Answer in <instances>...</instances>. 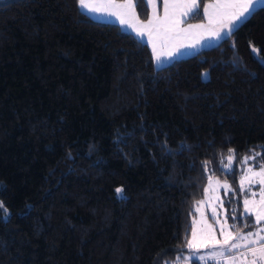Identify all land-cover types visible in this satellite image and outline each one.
<instances>
[{
	"label": "trees",
	"instance_id": "obj_1",
	"mask_svg": "<svg viewBox=\"0 0 264 264\" xmlns=\"http://www.w3.org/2000/svg\"><path fill=\"white\" fill-rule=\"evenodd\" d=\"M233 33L155 67L77 0H0V264L180 257L207 177L264 163V5Z\"/></svg>",
	"mask_w": 264,
	"mask_h": 264
},
{
	"label": "rangeland",
	"instance_id": "obj_2",
	"mask_svg": "<svg viewBox=\"0 0 264 264\" xmlns=\"http://www.w3.org/2000/svg\"><path fill=\"white\" fill-rule=\"evenodd\" d=\"M162 1V9L161 14L164 13V2ZM172 2V0H170ZM147 6V16L144 19L145 21H149L151 19L149 12L151 11V3L150 0L145 3ZM156 6V3H155ZM149 7V8H148ZM170 13L175 16L176 12ZM177 16H175L176 19ZM202 21V20H201ZM201 21H193V22H201ZM132 30L135 34H137V30H141V28H137L136 26ZM170 29L166 28L165 32L159 35L157 33V29L155 28L153 32L147 31L145 37L149 40V48L153 58V63L155 67L161 66L163 64L171 61L170 58H180L187 56L200 50L201 47H188V45L195 44L196 41L192 39V35L194 32H186L182 38H176L177 33L174 31L169 34ZM149 33H151V39L155 42L156 51L159 53H167L168 51H173L178 54L172 57L166 58L164 55H161V59L156 61L154 59L153 53V44L150 42ZM171 36L172 40L167 39V43L165 47H160V44H164L163 40L160 36L165 37ZM201 36H205L201 34ZM188 39V40H187ZM184 40V43H183ZM188 53H185L186 49ZM185 54V55H183ZM202 77H206V73L203 72ZM243 158L241 164V171L238 176V190L239 192L232 191V188L228 185L225 180H220L214 176H208L207 182L204 187V195L203 198L195 203L194 205V216L191 219V230L189 237L187 239L190 240L193 238L192 233L193 229L196 232V246L192 249H189L185 245V251L182 253L180 257H176L169 264H189L190 260L197 259L200 262L213 261L215 264H251V260L253 257L251 254L247 253V249L241 247L240 249H234L232 253L225 252V256H236L235 260H227L225 262V257H217L216 259H208V256L211 252L220 251L218 248L205 247V244H213L216 240L223 242L225 236L228 235L229 232L235 236L237 233L243 235L247 232H252L253 236L250 239H256V230L257 228H264V220L260 222L259 225L256 224L255 212L262 207L261 198L264 196V193L261 192V188H264V184L260 183L261 177L254 175L255 173L260 172V167L255 166L252 163V159ZM244 181L243 188L241 187V181ZM249 180L253 181L249 183ZM227 184L228 188L226 189L224 185ZM208 189L205 192V189ZM240 194L241 197L238 196ZM239 199L241 200L239 202ZM249 200V208L251 209V215L244 213V201ZM241 203V207L240 204ZM250 223V224H249ZM224 232V235H221V232ZM260 235H264V231L260 233ZM242 243V242H241ZM248 247H258V245L249 244ZM240 253H244V256L239 255Z\"/></svg>",
	"mask_w": 264,
	"mask_h": 264
},
{
	"label": "snow or ice",
	"instance_id": "obj_3",
	"mask_svg": "<svg viewBox=\"0 0 264 264\" xmlns=\"http://www.w3.org/2000/svg\"><path fill=\"white\" fill-rule=\"evenodd\" d=\"M262 0H228L227 7L230 9L228 12H218L215 18L209 16V23L213 24L216 23L219 27L214 28L210 32V36L207 37L208 39H226L231 37L233 33V29L241 23L243 20L247 19V16L251 14L254 10L255 6L258 3H261ZM79 6L88 8L90 11H98L101 8L104 9H115L114 11H108V14L111 16H115L117 19L120 20L121 24L127 23L125 19V15L129 12H134V4L133 0H125L123 4H116L113 0H108V3L101 4V5H92L87 2V0H77ZM169 6L170 0H165L164 8H165V18L164 22L169 25L170 30H175L176 25L180 22L174 18V16H169ZM172 7H176V0H172L171 3ZM181 7L185 8V11L181 13L182 16L187 17L189 13L196 14V10L198 8L197 0H185V3L180 5ZM208 12V6L205 7V13ZM153 21L149 20L148 25H144L142 27L147 28L152 25ZM131 26V25H129ZM190 28L195 27L198 29L204 28V25H190ZM138 36H143L144 32L142 30H137ZM205 38V37H201ZM150 42L153 44V53L154 59L159 61L161 59V55H164L166 58L174 56L176 53L173 51H168L167 53H159L156 51L155 42L151 39V33H149ZM197 43L199 40L196 41ZM188 47H195V44L188 45ZM255 51V49H253ZM179 51L178 49L176 50ZM234 152L235 150H230ZM259 155V153L257 154ZM254 157H247L246 159H253ZM234 159L233 155L228 156V164H225V169H229L231 166V162ZM207 163V162H205ZM260 172L255 173L254 175L260 176L261 180L260 183L264 184V163L259 165ZM253 181L249 180V183ZM243 179L241 181V187L243 188ZM224 187L227 189L228 185L225 184ZM208 189H205L207 192ZM261 192L264 193V188H261ZM116 193L118 198H123L124 189L123 187H118L116 189ZM261 205L262 207L255 212L256 217V224L259 225L262 220H264V196L261 198ZM0 210L4 211L5 215H7L6 206L0 203ZM244 213L249 215L253 214L251 209L249 208V200L244 201ZM264 231V228H257L256 230V239H250L253 236L252 232H247L243 235L237 233L235 236L231 232L225 236L223 242L216 240L213 244H205V247H212L218 248L220 251L211 252L208 256V259H216L217 257H225V262L227 260H235L236 256H225V252L232 253L234 249H240L244 247L247 249V253L251 254L253 259L251 260V264H264V235H260V233ZM221 235H224V232H221ZM193 238L187 241V247L192 249L196 246V232L193 229L192 233ZM242 242V243H241ZM258 245V247H248V245ZM198 250V247H197ZM239 255L244 256V253H240Z\"/></svg>",
	"mask_w": 264,
	"mask_h": 264
},
{
	"label": "crops",
	"instance_id": "obj_4",
	"mask_svg": "<svg viewBox=\"0 0 264 264\" xmlns=\"http://www.w3.org/2000/svg\"><path fill=\"white\" fill-rule=\"evenodd\" d=\"M145 3L147 2L148 5V1L149 0H144ZM198 1V0H197ZM87 2L89 4L92 5H101V4H106L108 3V0H87ZM114 3L116 4H123L125 3V0H113ZM151 3V11L149 12V15L151 17L150 20L153 21L152 25H150L147 28H144L142 26L144 25H148V22L145 20H140L137 15L136 12L134 10V12H129L125 15V19L127 21V23L125 24H121L120 20L117 19L115 16H111L108 14V11L112 10L114 11L115 9H104L101 8L98 11H90L88 8H84L81 7V10H83L88 16L97 19V20H104V21H111V22H115L119 25V27L123 30V31H127L129 33H131L133 36H135L136 38H138L139 40L143 41L144 43H146V45L149 48V40L147 39V37H145V34H147V31H151L153 32L154 29H157V33H159V35H162L161 33L165 32L166 28H169V25L167 23L164 22V18H165V10L164 13L161 14V9H162V1L160 0V2H157V0H150ZM156 3V6H155ZM170 2V6H169V10L172 11V13L176 12L175 16L176 20L180 21L177 25L175 30H170L169 34H171L172 31H174L175 33H177L176 38L180 39L182 38L183 35H185L186 32H194L192 35V39L197 41L199 40V42H196V46L195 47H201V48H205L211 45L216 44L220 39H208L207 37L210 36V32L212 29L219 27L218 24L213 23L210 24L209 23V16L215 18L217 16L218 12H228L230 11V9L227 7V3L228 0H210L205 2L202 7H201V19L199 21L201 22H186V19L192 14L189 13L187 17H184L181 15V13H183L185 11L184 7H181L180 5L185 3V0H176V7H172ZM134 4V1H133ZM259 5H264V0H262L261 3H258L256 6ZM208 6V12L205 13V7ZM255 6V7H256ZM149 8V7H148ZM169 16L172 17L173 15L170 13L169 11ZM174 16V18H175ZM131 25V26H129ZM190 25H204V28L202 29H198L195 27L190 28ZM137 27V28H141V30L144 32L143 36H138L137 34H135L132 30V27ZM170 29V28H169ZM201 34L205 35V38H201L203 36H201ZM165 35V34H164ZM160 38L163 40L164 44H160V47H165L166 43H167V39L165 40V38H168L169 40H172L171 36H160ZM188 40V39H187ZM184 43V40H183ZM194 48H191L190 50L187 48L185 53H188V50L191 51ZM150 50V48H149ZM178 52L175 54L177 55ZM185 55V54H183ZM179 58V57H178ZM171 60L173 58H170Z\"/></svg>",
	"mask_w": 264,
	"mask_h": 264
}]
</instances>
